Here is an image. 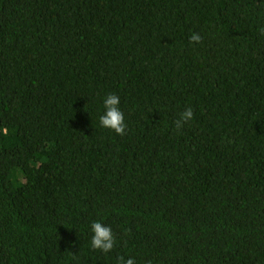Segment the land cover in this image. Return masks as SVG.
I'll return each mask as SVG.
<instances>
[{"label": "trees", "instance_id": "obj_1", "mask_svg": "<svg viewBox=\"0 0 264 264\" xmlns=\"http://www.w3.org/2000/svg\"><path fill=\"white\" fill-rule=\"evenodd\" d=\"M120 257L264 264V0H0V264Z\"/></svg>", "mask_w": 264, "mask_h": 264}, {"label": "clouds", "instance_id": "obj_2", "mask_svg": "<svg viewBox=\"0 0 264 264\" xmlns=\"http://www.w3.org/2000/svg\"><path fill=\"white\" fill-rule=\"evenodd\" d=\"M189 40L190 42L200 43L202 37L199 33H193ZM120 105L121 99L119 95L115 93L106 95L103 99V113L99 117V124L101 127L112 130L122 136L126 133L127 123L125 113ZM192 119H194L193 109L191 107L186 108L175 121L176 129L179 131L184 124ZM90 232V246L92 249L105 254L113 250L116 238L110 225L104 223L103 220H94L90 224ZM119 264H136V262L134 257H120Z\"/></svg>", "mask_w": 264, "mask_h": 264}]
</instances>
